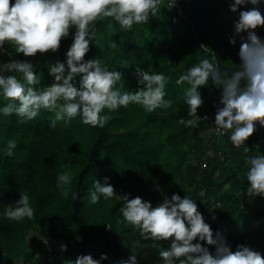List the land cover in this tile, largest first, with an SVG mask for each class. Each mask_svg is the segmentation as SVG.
Listing matches in <instances>:
<instances>
[{"label":"trees","instance_id":"16d2710c","mask_svg":"<svg viewBox=\"0 0 264 264\" xmlns=\"http://www.w3.org/2000/svg\"><path fill=\"white\" fill-rule=\"evenodd\" d=\"M167 2L160 6L161 18L131 30L111 21L113 32L106 27L108 21L98 22L99 43L93 41L85 60L99 58L110 70L120 72L122 91L133 93L141 87L137 67L164 74L170 78L165 99L173 100L172 108L153 113L133 104L115 113L105 109L102 114L112 119L103 128L84 125L79 116L53 128L54 113L45 110L23 124L14 114L6 117L0 113V264H65L88 254L94 259L107 255L109 259L101 264H117L132 254L138 264H163L159 252L169 242L146 241L138 230L124 227L119 212L122 202L101 198L91 204L94 182L104 184L105 178L118 194H129V199L139 196L153 207L174 193L196 200L214 236L225 237L233 251L245 244L264 255V198L250 200L241 195L248 187L246 159L264 154V128L257 125L239 149L231 144L230 133L213 134V114L221 90L211 81L198 89L203 104L197 114L207 115L208 120L187 128L181 120L190 118L183 101L188 85L175 84L201 59H211L199 48L201 44L216 53L222 72H231L233 64L239 63V42L232 46L228 40L236 16L229 12L227 0H176L178 6L171 10ZM74 31L70 30L54 54L26 58L17 55L14 46L5 45L0 63L27 60L40 81L37 87L50 86L54 78L49 67L66 61ZM258 35L264 38V28ZM111 40L119 44V50L109 49ZM4 75H15L24 83L22 74ZM78 81L76 77L73 83L78 85ZM6 103L0 96V107ZM9 139L17 142L12 157L4 153ZM65 171L73 175L67 199L56 187L57 177ZM201 190L206 192L204 197L197 195ZM24 192L30 197L35 218L12 221L4 213L9 205L16 206ZM72 193H78V198L73 199ZM62 244L66 251H61ZM204 246L214 252L211 246Z\"/></svg>","mask_w":264,"mask_h":264},{"label":"clouds","instance_id":"9594fccd","mask_svg":"<svg viewBox=\"0 0 264 264\" xmlns=\"http://www.w3.org/2000/svg\"><path fill=\"white\" fill-rule=\"evenodd\" d=\"M164 0H0V50L5 45L15 47L17 55L34 58L48 53H57L62 40L74 29L72 44L66 52L65 62H56L49 67V75L54 78L50 86L37 87L40 83L33 72V64L12 60L0 63V96L8 103L0 107L4 116L18 117L20 123L35 119L45 110L54 113L50 126L58 122L68 123L77 116L84 125L103 128L112 119L104 113H115L130 104L140 106L146 113L157 109H170L172 99H165L169 77L162 73H149L137 67L135 75L141 87L133 93L122 91V74L109 69L99 58L85 60L93 41L99 43L97 23L108 21L106 27L115 31V21L123 30H131L134 25H147L153 18H161V4ZM228 10L235 14L229 44L239 41L237 53L239 63L229 73L221 71L217 55L208 46L201 44L205 54L211 59H201L176 79L177 86L188 87L183 101L188 105L189 119L181 120L187 128L198 127L208 116H198L203 100L198 89L211 84L220 89L219 104L213 114L211 132L228 135L233 147L239 149L255 133L257 125L264 128V38L258 30L264 28V0H227ZM176 6V0H168L167 9ZM178 6V4H177ZM176 6V7H177ZM109 49L119 50V44L111 40ZM22 74L24 83L15 75ZM79 77L78 85L73 81ZM119 84V87L117 85ZM181 99L177 97V100ZM216 130V132H215ZM17 142L9 139L4 149L8 157L14 155ZM245 151H248L246 148ZM246 181L248 187L241 192L250 200L264 198V154L246 159ZM73 175L65 171L57 177V189L62 197L68 198ZM90 202L95 205L101 198L123 203L119 212L120 223L139 231L143 240L168 241L169 246L159 252L163 264H264V255L245 244L237 245L233 251L226 238L213 233L198 210L196 200L179 194L153 207L151 202L137 196L129 199V194H118L107 183L94 182ZM204 197L206 192L197 193ZM73 199L78 193H72ZM15 207L9 205L5 216L16 222L25 218H35L27 192L21 193ZM215 220V216L211 217ZM203 242V243H201ZM214 248L210 252L208 247ZM61 251L67 246L61 245ZM107 255L94 259L91 254L79 255L65 264H101ZM117 264H138L137 256L120 259Z\"/></svg>","mask_w":264,"mask_h":264},{"label":"built area","instance_id":"2783aa9c","mask_svg":"<svg viewBox=\"0 0 264 264\" xmlns=\"http://www.w3.org/2000/svg\"><path fill=\"white\" fill-rule=\"evenodd\" d=\"M215 132H216V130H215ZM217 133V132H216Z\"/></svg>","mask_w":264,"mask_h":264},{"label":"rangeland","instance_id":"374dc122","mask_svg":"<svg viewBox=\"0 0 264 264\" xmlns=\"http://www.w3.org/2000/svg\"><path fill=\"white\" fill-rule=\"evenodd\" d=\"M237 42H239V41H237Z\"/></svg>","mask_w":264,"mask_h":264}]
</instances>
